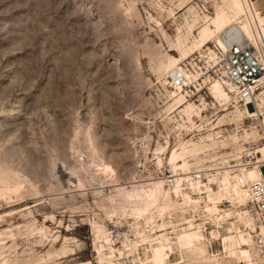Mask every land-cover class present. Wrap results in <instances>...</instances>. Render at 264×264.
Segmentation results:
<instances>
[{"label":"rangeland","instance_id":"374dc122","mask_svg":"<svg viewBox=\"0 0 264 264\" xmlns=\"http://www.w3.org/2000/svg\"><path fill=\"white\" fill-rule=\"evenodd\" d=\"M218 10L0 0V264H264L226 172L259 121L216 76L225 30L196 45Z\"/></svg>","mask_w":264,"mask_h":264},{"label":"built area","instance_id":"2783aa9c","mask_svg":"<svg viewBox=\"0 0 264 264\" xmlns=\"http://www.w3.org/2000/svg\"><path fill=\"white\" fill-rule=\"evenodd\" d=\"M260 15L264 17V12L255 8L249 0L239 22H246L252 35L247 36L237 22L229 34L223 33L225 46L214 47L218 55L216 76L230 87L229 93L236 103L249 105L258 112L253 117L259 121L261 139L264 140V104L259 106L260 98H264V21L259 20ZM250 168L257 169L259 176L248 181L243 174ZM226 172L231 181H236L247 191V203L256 226L264 228V154L260 147L256 143L239 147ZM164 182L172 185L175 178L167 175ZM254 244L264 251V233L259 228L254 232Z\"/></svg>","mask_w":264,"mask_h":264},{"label":"bare ground","instance_id":"6f19581e","mask_svg":"<svg viewBox=\"0 0 264 264\" xmlns=\"http://www.w3.org/2000/svg\"><path fill=\"white\" fill-rule=\"evenodd\" d=\"M248 3H249V0H248ZM234 7H235V11L231 14L223 11V10H218L215 14V17L212 19V23L214 24V29H209L206 25L200 30V37L197 39V43L196 45L197 46H203L207 41H208V38L210 36H213V33L215 31H218V30H225L224 34H229V32L231 31V28L233 27L234 24H236L238 22V25L240 27V29L247 35V36H251L252 35V31L251 29L249 28V26L247 25L246 22H239L240 20V17L238 18L237 21H235V19H233V17H235V14H237L238 11H241L243 12L244 11V5H243V2L241 0H234ZM229 10V8H228ZM232 11V10H231ZM237 16V15H236ZM238 17V16H237ZM259 20L260 21H264V17H262L261 15L259 16ZM235 21V22H234ZM223 35V34H222ZM222 35L220 36V38H217L218 42L220 43V47H224L225 46V38H222ZM196 41V40H195ZM195 44V43H193ZM195 46V45H194ZM171 76H172V80H173V83L178 87L180 88L181 85H184L187 83L188 81V75L182 71V69L179 67V66H175L172 71H171ZM211 87L214 91V94L217 96V97H225V92L222 88V85L220 82L216 81V82H213L211 84ZM228 88V91H229V88L230 87H227ZM264 104V98H260V101H259V106ZM245 107V110L246 112L248 113L249 116H254L255 114L257 115L258 112L256 110L253 111V108L252 110H250L248 107L249 105H244ZM245 112V111H244ZM254 112V113H253ZM200 146V145H199ZM201 148V147H200ZM199 148V149H200ZM261 153L264 154V145H262L261 149H260ZM259 176V171L257 169H254V168H250L248 169L244 174H243V177L246 179V180H255L257 179ZM233 182V181H232ZM236 182V181H234ZM233 182V183H234ZM237 187H238V190L241 191L242 195L244 196V198L246 199L245 201V204L246 202L248 201V195H247V191L241 187L237 182ZM242 196V197H243ZM259 228V230L264 233V228H262L261 226L257 227V229Z\"/></svg>","mask_w":264,"mask_h":264},{"label":"crops","instance_id":"0c3cea01","mask_svg":"<svg viewBox=\"0 0 264 264\" xmlns=\"http://www.w3.org/2000/svg\"><path fill=\"white\" fill-rule=\"evenodd\" d=\"M254 7L264 12V0H251Z\"/></svg>","mask_w":264,"mask_h":264}]
</instances>
